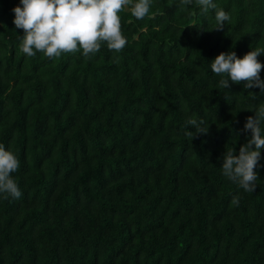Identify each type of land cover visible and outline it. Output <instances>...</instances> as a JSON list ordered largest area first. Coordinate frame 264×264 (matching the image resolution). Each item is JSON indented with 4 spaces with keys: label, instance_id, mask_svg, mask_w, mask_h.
<instances>
[{
    "label": "trees",
    "instance_id": "obj_1",
    "mask_svg": "<svg viewBox=\"0 0 264 264\" xmlns=\"http://www.w3.org/2000/svg\"><path fill=\"white\" fill-rule=\"evenodd\" d=\"M214 3L222 30L214 10L152 0L119 13L121 52L50 60L19 51L20 0H0V144L22 192L0 195V264H264V150L253 193L221 168L264 93L220 89L210 67L264 48V0ZM190 116L206 135H185Z\"/></svg>",
    "mask_w": 264,
    "mask_h": 264
},
{
    "label": "clouds",
    "instance_id": "obj_2",
    "mask_svg": "<svg viewBox=\"0 0 264 264\" xmlns=\"http://www.w3.org/2000/svg\"><path fill=\"white\" fill-rule=\"evenodd\" d=\"M180 3L182 6L195 4L202 15L214 10L216 26L213 30H222L225 22L231 20L230 14L214 0H180ZM126 7H130L132 16L144 19L151 12L152 0H20V5L12 9L15 27L23 30L19 51L27 57H34L39 52L50 60L77 52L90 58L106 44L110 51L119 53L127 44L119 15ZM261 55H264V48L260 47L242 58L235 51L221 52L210 65L212 72L221 77L218 87L229 89L231 81L243 84L245 89L259 88L264 93V79L260 75L264 63L258 59ZM248 111L254 112L255 116L247 117L243 131H250L251 136L240 147L238 155L235 149H226L221 168L230 181L245 192L253 193L258 180L256 168L260 166L261 151L264 150V103ZM189 125L195 129L185 132L191 140L209 131V126L195 116L188 117L185 127ZM19 167L14 152L0 144V195L5 199L22 195L12 175ZM232 203L238 205L239 197H234Z\"/></svg>",
    "mask_w": 264,
    "mask_h": 264
}]
</instances>
